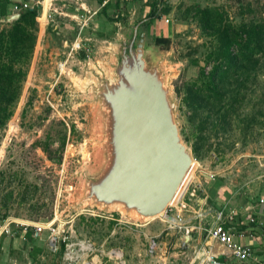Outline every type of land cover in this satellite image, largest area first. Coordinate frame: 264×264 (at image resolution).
Instances as JSON below:
<instances>
[{
  "label": "rangeland",
  "instance_id": "1",
  "mask_svg": "<svg viewBox=\"0 0 264 264\" xmlns=\"http://www.w3.org/2000/svg\"><path fill=\"white\" fill-rule=\"evenodd\" d=\"M148 1L111 0L104 12L89 19L72 59L66 55L77 38L75 22L55 15L43 28L46 13L39 18L41 27L37 24L20 96L5 128H0V264H189L182 250L196 247L190 241L197 235L193 228L187 233L182 227L200 209L197 201L203 192H195L197 180L207 196L203 210L217 209L213 199L220 189L232 209L262 198L264 57L246 72L250 75L246 89L239 91L235 104H230L235 91L226 94L223 110L215 99L198 104L188 95L211 71L214 61L207 65L206 58L217 45L199 26L197 11L214 9L232 28L261 25L264 0H153L170 11L140 27L143 57L158 68L168 87L174 121L193 158L171 205L187 184L197 197L178 202L166 217L151 220L120 206L84 200L87 178L98 176L107 161L106 115L96 89L103 79L114 78L123 43L130 40L135 24L145 19ZM92 4L97 10L98 4ZM1 11L0 7V15ZM118 14L122 19L116 21ZM6 17L7 12L0 16V31L10 24ZM157 37L169 43L157 45ZM31 221L47 228L33 242L24 229ZM7 223L13 235L1 233ZM51 229L57 235L55 245ZM113 252L120 256H112Z\"/></svg>",
  "mask_w": 264,
  "mask_h": 264
},
{
  "label": "water",
  "instance_id": "2",
  "mask_svg": "<svg viewBox=\"0 0 264 264\" xmlns=\"http://www.w3.org/2000/svg\"><path fill=\"white\" fill-rule=\"evenodd\" d=\"M145 21L123 43L114 78L96 89L106 115L107 161L98 176L87 178L84 200L151 220L166 217L193 158L174 121L168 87L143 57Z\"/></svg>",
  "mask_w": 264,
  "mask_h": 264
},
{
  "label": "trees",
  "instance_id": "3",
  "mask_svg": "<svg viewBox=\"0 0 264 264\" xmlns=\"http://www.w3.org/2000/svg\"><path fill=\"white\" fill-rule=\"evenodd\" d=\"M147 3L150 9L144 19L147 21L142 23L144 27L170 11L166 5L165 8L160 9L156 1L149 0ZM8 4L7 0L0 1L1 13H3L0 16L6 15ZM109 4L102 7V12ZM39 11V6L22 11L16 20L0 31V128H5L21 93L36 44L38 29L36 17ZM197 15L199 26L206 35L215 38L217 45L206 58L207 65L210 64L211 59L214 61L211 71L204 76L202 85L195 87L194 91L189 93L188 98L198 104L201 100L208 102L215 99L216 104L222 103L220 109L223 110L226 94L235 91V96L230 100V104H235L240 95L239 91L246 89L247 79L250 76L246 72L251 66L259 63L258 57H264V24H242L232 28L223 23L222 15L214 9H200ZM115 18L116 21L122 19L119 14ZM154 41L157 45L169 43L168 39L160 37L155 38ZM234 48L235 53L232 52ZM197 63L194 61L193 64L197 65ZM201 75H204V70L201 71ZM25 236L31 242L38 239V236L29 229L26 230Z\"/></svg>",
  "mask_w": 264,
  "mask_h": 264
},
{
  "label": "crops",
  "instance_id": "4",
  "mask_svg": "<svg viewBox=\"0 0 264 264\" xmlns=\"http://www.w3.org/2000/svg\"><path fill=\"white\" fill-rule=\"evenodd\" d=\"M7 1L9 2L6 10L7 17H10L13 5L21 3L34 4L37 0ZM57 1L59 3H55ZM90 1L91 4H89V2L87 3V1L85 2V0H44L43 11L46 13L49 6L55 14L71 18L72 16H75L80 7H82V9L89 11L93 17L97 15L98 11H102V2L105 0ZM94 2L98 4V8L95 11L92 9V3ZM80 13H83L84 16L87 15L83 10ZM197 182L198 184H195L198 185V188L196 187L197 191L195 192H203V198L197 201V206H200V209L195 212L196 215L192 222L190 221L188 225H185L188 229L193 228L194 232H196L197 237L190 241L191 243L193 242L196 247H184L185 250H182L183 254L189 256V264H213L211 261H214L217 264H253L255 260H264V194L262 195V198L257 199L255 202L244 201L239 205V208L232 209L229 205V200H227L224 192L220 189L216 191L215 199H213L216 202L217 209L214 210L209 208L210 210H203L202 208L206 204L205 201L207 196L204 195L205 190L201 185L200 180H197ZM190 188L191 185L188 187V194L190 193L197 197L195 192L192 191L193 189L190 190ZM188 194H186L185 199L192 200ZM260 200H263V203H260ZM219 213L222 214L220 224L233 235L235 243L249 248L251 252L249 259L245 261L238 260L230 251L207 237L206 230L218 223L217 217ZM207 217H210L209 221ZM251 219L253 220L252 222L250 221ZM190 242L188 245H190ZM215 249H217V251ZM209 256L211 258H207Z\"/></svg>",
  "mask_w": 264,
  "mask_h": 264
},
{
  "label": "built area",
  "instance_id": "5",
  "mask_svg": "<svg viewBox=\"0 0 264 264\" xmlns=\"http://www.w3.org/2000/svg\"><path fill=\"white\" fill-rule=\"evenodd\" d=\"M43 1L44 0H37L34 4L21 3V4H18V5H13L12 9H11V16L10 17L11 18H18L22 11L39 6L40 7V11H39L38 17H36V22L39 25V27H41V23L39 22V18L43 15V10H44ZM110 1L111 0L103 1L102 2V7L104 5H106L107 3H110ZM115 1H117V0H115ZM131 1L132 0H118L119 3H129ZM82 10H83V12H85L87 14L86 15L87 17L84 16L82 13H80V12H82ZM55 15H57V14H55V12L52 11V9L48 6V9H47V12H46V15H45V23L43 25V28H44V26H47L49 22L53 21V18H54ZM10 17H7V21L8 22H11V20L8 19ZM91 17H92V14H90L89 11H86L85 9H82V7H80V9L77 11V14L75 16L71 17V19L77 25L76 28H77L78 34H77V38L75 40V43L72 44L71 46H68L69 52L66 55V59H70V58L72 59L74 57L75 53L78 50H80L79 36L81 35V32L84 30V28L87 27L88 21H89V19ZM168 22L169 21L167 19H165V23H168ZM65 44H67V43H65ZM62 68H63V63H60L59 67H58V70H59L60 73H62ZM188 187L189 186L187 184V187H186L184 193L182 194V196L180 197V199L178 200V202H182L183 203V201H185V196H186V194H188V191H187ZM188 195H189L190 198L195 197L193 194H190V193ZM177 203H175V204H177ZM260 203H263V200H260ZM175 204H173V205H175ZM173 205L168 207V209L166 211V216H167L168 211H171V209L173 208L172 207ZM171 219L175 220V222L179 223L177 221V219H175V218H171ZM221 219H222V214L219 213L218 217H217V222L218 223L215 224L213 227L209 228L208 230H206L207 237L209 239L217 242L219 245H221L222 247H224L228 251H230L231 254L235 258H237L238 260L245 261V260L249 259L250 256H251V252H250L249 248L243 247V246L235 243L233 235L230 234L229 231H227L225 228H223L222 225L220 224ZM250 221L252 222L253 220L251 219ZM8 223L6 224V226H2L1 227V233L2 234H7V235H13L11 233L10 229L8 228V226L10 225ZM51 227H48V228H51ZM182 228L184 230H186L187 233H188V227H182ZM24 229H25V231L27 229H31L34 232L35 236H39L47 228H45V226L42 225L41 223H37V222L31 221V222H29L27 224H24ZM51 231H52V236H53V238L51 240V244L53 243V245H55L57 243V240H56V236L57 235L54 233V229H51ZM211 262L213 264H217L214 261H211ZM253 264H264V260H255Z\"/></svg>",
  "mask_w": 264,
  "mask_h": 264
},
{
  "label": "bare ground",
  "instance_id": "6",
  "mask_svg": "<svg viewBox=\"0 0 264 264\" xmlns=\"http://www.w3.org/2000/svg\"><path fill=\"white\" fill-rule=\"evenodd\" d=\"M189 174V173H188ZM188 176V175H187ZM186 179V178H185ZM185 181V180H184ZM184 183V182H183ZM183 185V184H182ZM182 187V186H181ZM180 187V188H181ZM180 190V189H179ZM178 193V192H177ZM177 195V194H176ZM176 197V196H175ZM175 199V198H174ZM173 202V201H172ZM171 202V203H172ZM170 203V204H171ZM124 211H126L125 209H123ZM127 212V211H126ZM133 214H135V213H133ZM135 215H137V214H135ZM138 216V215H137ZM139 217V216H138ZM159 217H162L161 215L159 216ZM155 218H158V217H155ZM155 218H153V219H155ZM167 219V218H166ZM172 223H177V222H175V220H170ZM214 248V247H213ZM216 251H217V249H215ZM211 251V250H210ZM112 256H115V257H119L120 255L117 253V252H113V254H112ZM207 258H211L210 256L209 257H207ZM96 260V259H95ZM210 260V259H209ZM82 264H95V263H88V262H84V263H82Z\"/></svg>",
  "mask_w": 264,
  "mask_h": 264
}]
</instances>
